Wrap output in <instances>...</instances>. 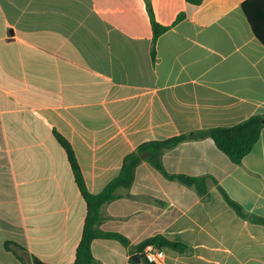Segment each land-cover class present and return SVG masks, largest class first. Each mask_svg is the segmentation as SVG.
Returning a JSON list of instances; mask_svg holds the SVG:
<instances>
[{
	"label": "crops",
	"instance_id": "crops-1",
	"mask_svg": "<svg viewBox=\"0 0 264 264\" xmlns=\"http://www.w3.org/2000/svg\"><path fill=\"white\" fill-rule=\"evenodd\" d=\"M245 1L151 0L169 27L154 57L145 0H0V264H74L87 205L55 132L98 194L143 143L264 115V46ZM163 164L212 177L264 219V129L239 165L210 138L166 150ZM208 187L203 200L143 162L132 187L103 206L100 229L132 246L163 236L191 250L163 249L161 264H264V225ZM92 253L95 264H132L115 240H95Z\"/></svg>",
	"mask_w": 264,
	"mask_h": 264
},
{
	"label": "trees",
	"instance_id": "trees-1",
	"mask_svg": "<svg viewBox=\"0 0 264 264\" xmlns=\"http://www.w3.org/2000/svg\"><path fill=\"white\" fill-rule=\"evenodd\" d=\"M189 4L199 6L204 0H186ZM147 11L150 16L153 29V56L155 57V44L157 39L168 31L169 27L163 26L156 21L155 13L151 0H145ZM242 10L247 17L257 39L264 46V0H246L242 4ZM185 14H180L176 23L180 22ZM264 129V115H254L248 120L229 128H214L187 135H181L166 141H152L138 146L136 151L127 155L123 161V167L119 176L113 179L104 190L98 194H92L88 191L81 167L76 157V153L71 144L59 133L55 132L59 143L65 150L70 166L72 168L78 189L87 205V216L84 223V229L80 244L76 251L74 264H95V258L92 253V244L95 240H115L125 248L130 250V256L140 254L142 262L149 263L142 255L143 249L147 245H154L159 249H171L182 255L190 253L189 247L169 241L163 236H155L143 241L137 246H132L130 241L122 234L115 232H105L100 229L101 224L106 220L102 214V208L120 198L118 191L120 189H130L135 181L136 170L143 163L151 164L164 178L170 181H178L182 185L193 187L203 200L209 198V180L218 186L225 201L233 208L236 214L244 220L253 224L264 225V219L247 213L244 208L234 202L227 193L221 188L217 181L210 176L190 177L186 175L169 174L163 164V153L166 150L176 148L185 140H203L212 139L219 150L229 157L232 163L239 165L243 159L251 153L261 137ZM132 264H136L131 260ZM33 264H47L37 258H33Z\"/></svg>",
	"mask_w": 264,
	"mask_h": 264
},
{
	"label": "built area",
	"instance_id": "built-area-1",
	"mask_svg": "<svg viewBox=\"0 0 264 264\" xmlns=\"http://www.w3.org/2000/svg\"><path fill=\"white\" fill-rule=\"evenodd\" d=\"M142 255L149 263L161 264L163 260V249H159L154 245H147L143 249Z\"/></svg>",
	"mask_w": 264,
	"mask_h": 264
},
{
	"label": "water",
	"instance_id": "water-1",
	"mask_svg": "<svg viewBox=\"0 0 264 264\" xmlns=\"http://www.w3.org/2000/svg\"><path fill=\"white\" fill-rule=\"evenodd\" d=\"M131 260L136 263V264H140L142 262V258L140 254H134L131 256Z\"/></svg>",
	"mask_w": 264,
	"mask_h": 264
}]
</instances>
